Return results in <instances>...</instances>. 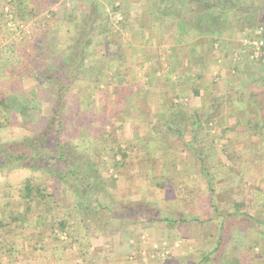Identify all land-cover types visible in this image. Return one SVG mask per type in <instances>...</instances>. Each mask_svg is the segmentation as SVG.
<instances>
[{
    "label": "rangeland",
    "instance_id": "374dc122",
    "mask_svg": "<svg viewBox=\"0 0 264 264\" xmlns=\"http://www.w3.org/2000/svg\"><path fill=\"white\" fill-rule=\"evenodd\" d=\"M9 1L0 0V6H4L5 12L4 17H0V81L5 79L6 83H11L10 86H2V89L12 88L13 90V87L17 88V91L31 89L33 96L41 95L46 82L41 84L35 77L24 74L23 78H20V75L15 76L12 73L11 66L20 59L18 50L21 51L35 40V31L32 28L35 25V18L33 17L27 24L22 22L17 24L18 20L15 19ZM246 1L247 3L256 2V0ZM26 2L30 5L31 0H26ZM130 3H132L130 0H73L77 9V20L61 26L60 17H57L56 21L51 23L54 35H50L48 40L51 49L58 50V53L62 54H58L55 57L58 61L53 63L56 69H61L60 65L70 64L71 59L68 58L71 53L77 55V50L73 48L75 37L81 36L90 43L94 39H99L98 36L93 37L98 34L99 30L94 26H89V11L94 12V19L97 20L95 24H107V28L111 29L109 36L117 39V44L112 42L108 46L101 44L96 47L88 44L81 49L85 59L83 68L77 70L76 74L79 79L69 90L75 95V101L71 102L76 114L68 112L67 117L68 120H75L76 115L79 114L78 107H81L86 115H89L90 109L101 112L104 103L108 100L106 116L113 120L117 119L120 142L123 146L133 147V150L129 148L128 159L120 170L110 168L108 171L104 168L105 173L103 172L101 183L98 186L102 192L97 195L94 192L93 194L88 192L85 195L86 202L89 197L91 200L95 197H103L107 201H110L112 195L120 197V201L130 203L134 207H124L122 213L124 211L126 213L128 211L129 214L133 213L132 217L135 220L130 224L111 223L112 218L109 219V216L111 217L112 212L97 207L102 222L94 224L87 217L88 210L83 209L85 218L79 215L82 211L77 210L79 214L76 212L75 207L79 201L77 186L66 187L63 181L57 190V201L53 202L50 197L46 200L45 206L40 200L33 204L28 200L35 214H30L28 218L30 220L24 222L25 227L32 228V223H36L37 214H43L39 229L29 230L30 235L38 233L44 244L42 246L39 243L35 244L37 241L34 240L32 246L40 247L35 252L44 256L43 264H56L54 259L63 260L66 264H246L251 258L254 264H264V139L262 135L252 134L249 129H243V126H240L222 137L219 123L215 124L218 118L208 124V128L201 131L200 138L209 147L205 158L211 169L210 184L208 177L199 171L200 166L197 159L194 161L193 157L189 158L185 143H179L177 135L167 131L169 126L159 127L156 124L157 113L169 111L165 108L172 103L171 98L172 100L180 98L181 96L178 95H184L186 100L196 97L193 87L203 85L202 82L206 84V88L209 87L219 92L218 87L221 91L227 90L226 88L230 86L229 82L236 89H246L252 83L249 81L252 75L264 77L260 68L264 66V62L251 56L252 48L249 45L250 41L264 39V30L237 31L235 29L234 41L229 40L226 43L222 38L220 42L218 40L214 42L213 37H209L206 42L207 51L202 52V55L215 58L214 66H209L208 69L206 67V73H201L202 79L195 71H190L191 80L185 81L180 78L177 82L182 86V90L178 94L179 91L173 90L171 85L176 81L179 72L171 69V63H167L165 50L161 51L160 59L154 60L155 47L152 46V40L146 39L143 43L141 39H137L139 34L137 29L134 30V37L129 35V31L133 30L131 21L125 29L119 26L118 21L121 15L116 7L120 5L128 7ZM57 7L58 5H55L52 9H57ZM50 8L48 7V10ZM48 10H45L44 14L46 13L49 17ZM43 17L41 13L38 21L40 22ZM2 21L6 23V26L2 24ZM68 29L69 32H67ZM118 30L121 32L120 37L117 36ZM90 36L93 37L92 40L88 38ZM161 40L166 42L165 38ZM10 44L14 45V52H11ZM108 49L109 53H107ZM121 50L126 56L125 62L119 59ZM90 52L94 54V59H90ZM51 59L54 57L51 56ZM97 59H102L103 63H98ZM5 61L10 62L6 64ZM65 69L62 68L60 76L58 74L60 80L64 77ZM16 77L19 79L16 80ZM262 80L264 85V78ZM120 82L122 85L126 83L133 92L127 96V103L124 105L118 104L120 94L117 86ZM96 85L98 87L94 88ZM202 93L205 97L202 98L200 104L207 105L210 102L209 92ZM8 97V100L11 98L13 101L12 94ZM27 97L30 98L28 95ZM81 101H87V103L80 104ZM191 103L185 106L188 112L194 111L193 109H203L200 105L197 106L198 102L192 100ZM48 106L49 110L46 114ZM52 106L53 103L43 100L40 105L42 111L38 114H30L24 119L26 126L35 129L45 126L48 117L51 116ZM25 112L29 114L27 110ZM228 113L229 110L227 111L229 123H236L238 118L235 115L231 117ZM45 115H48L47 119L44 118ZM183 117L185 121L182 126L184 131H187L188 141L191 129L188 122L190 119ZM239 120L244 119L239 117ZM70 122L68 129H63L61 139L69 136L70 131L71 136L66 143L70 144L71 148H80L83 144L79 145L77 133H82V136L88 138L89 129L80 128L83 122ZM107 130L111 131V129ZM26 132L28 133L22 124L9 125L3 120L2 128H0V144L20 141L25 137ZM93 140L98 143L96 139ZM211 145L216 148L214 153L210 148ZM227 152L232 154L233 160L226 155ZM75 159L81 164L83 172L88 171L85 174V178L87 177L85 185L87 186L89 176L92 173L95 175L97 170L92 165H90L92 168L89 167V157H84L79 153ZM107 159L108 157L104 156V160ZM81 160H85L84 165ZM191 165H195L193 169H190L193 167ZM156 174L166 175L172 180L167 182L165 188H160L157 186L155 178L158 176ZM29 175L37 176V183L41 186L46 187L52 182L50 176L46 174L42 176L38 170L24 168L11 170L8 175L0 176V181L3 178V180H8V185H10V187L5 184L0 185V195H3L0 200L8 197L17 199L21 192L20 188L23 186L22 183ZM212 195L216 199L215 205L220 208V214L226 215L234 211L238 203L240 211L260 219L263 225L249 221L250 218L247 217L240 218V220L234 217L235 219H232L226 231L229 240L224 241V244L219 247L218 254L213 253L205 257L207 255L202 252L213 250L216 247L219 233L216 228L222 217L221 215L216 222L209 221L210 216L215 214V209L211 206ZM142 200L155 203L156 211L168 215L172 220H178L185 215L189 221L185 223L147 221L143 215L147 211L146 207L136 204ZM13 204V207L16 206L19 211L24 209V206L20 204L19 207L18 204ZM64 216L69 217L71 236L66 233V230L64 233L58 231L59 238H57L54 235L55 232H52V226L57 225L58 218ZM15 225V222H10L8 225L5 223V228L0 230V239L11 240L12 236L18 233V230L14 228ZM21 225L24 228V224ZM19 231H22L20 233L27 232L22 229ZM127 231L129 234L126 235V239L122 238V234H126ZM124 240L126 242L123 243ZM241 240L244 242L242 243ZM3 249L5 248H0V258L2 255H8V251ZM57 264H59L58 261Z\"/></svg>",
    "mask_w": 264,
    "mask_h": 264
},
{
    "label": "trees",
    "instance_id": "16d2710c",
    "mask_svg": "<svg viewBox=\"0 0 264 264\" xmlns=\"http://www.w3.org/2000/svg\"><path fill=\"white\" fill-rule=\"evenodd\" d=\"M9 4H11V9L14 11L15 19L18 20L17 24H20V22L27 24V22L33 19V17L35 18V25L32 26L35 31V40L32 44H27L21 51L18 50L20 53V59L19 61H16L13 66L10 65L12 67V73L15 74V76L20 75V78H23L24 74L35 77L41 84L42 82L43 84L46 82V85H44L45 87H43L41 95L38 94L33 96V90L31 89H27L26 91H17V88L15 87H13V90H11L12 88L2 89V86H10L11 83H6L5 79L0 81V128H2L4 120L5 123L9 125L22 124L28 131V133L26 132L25 137L20 141L0 144V176H6L11 170L17 168H24L38 170L42 176L45 174L50 176L52 182L47 184L46 187L41 186L37 183V176L29 175L22 183L23 186L20 188L21 192L17 199L14 200L9 197L7 198L6 196L5 198L7 199L0 200V230L5 228V223L8 225L10 222H15L16 225L14 228L18 230V233H15L16 235H13L12 237H15V239L22 238L23 233H20L22 231H19L22 229L21 224L30 220L28 218H30L29 216L31 213L35 214V211L32 210V207L29 206L31 204L29 203L33 204L37 200H40L45 205L46 200L50 197L53 199V202L57 201V190H59V184H62L63 181L66 187L77 186L76 190L79 195V201L77 202L78 204H76L75 209L76 212L77 210L80 212L82 211L80 214L77 212L79 215L85 214L83 209H86L89 211V215L86 216L89 217L94 224H99L102 222V219L101 214L96 208L100 207L112 212L111 217L109 216V219L112 218L111 223H117L120 225L126 223L130 224L135 220L132 217L133 213L129 214L128 211L127 213L126 211L122 213V208L132 207L130 203L126 204V202L119 200L120 197L117 198L114 195L110 197V201H107L103 197H95L92 200L89 197V200L86 202L87 198L85 197L88 192L89 194H93L94 192L96 195L99 192H102L98 186L101 183L103 172L105 173L104 168L108 171L110 168L120 170L129 156L130 146H123L119 140L120 136L117 130L119 127L116 125L117 119L113 120V118L111 119L106 116L109 103L108 100L104 103L101 112L90 109L91 112L89 115H86L81 107H78L77 111L79 114L76 115L77 117L75 120H68L69 118L67 117L68 112H73L74 115L76 114L73 103L71 102L72 100L75 101V95L70 93L69 90L72 88L74 82L79 79L76 74L77 70L83 68V60L85 59L84 53H82L81 49L88 44H92L94 47L101 44L108 46L112 42L117 44V39L109 36V31H111V29H108L109 27L107 28V24H95L96 19H94V12L89 11V26H94L99 30L97 32L98 34L93 36H98L99 39L92 40L93 37L90 36L88 37L92 40L90 43L86 41L87 39L82 38L81 36H77V38L75 37L73 48L77 50V55L71 53L68 58L69 60L71 59V62H69L70 64H62V66L60 65L61 69H56L53 63L58 61V58L55 59V57L59 53L58 50L51 49L50 41L48 40L50 35H54L51 23H53V21L55 22L57 17H60L61 26L64 23L68 24L69 22L77 20V9L73 4V0H31L30 5L26 0H10ZM55 5H58L57 9H52ZM48 7L51 8L48 10ZM117 9L120 11L119 13L121 15L118 24L121 28L125 29L131 19L130 14L127 7L122 5L118 8L116 7V10ZM45 10H48V13H50L49 17L46 13L44 14ZM157 11L159 14L175 12L180 22L187 25V27L196 28L202 32L213 35L215 33L219 36L214 37L212 41L218 40L220 42L221 35L227 29H236L237 31H243L245 29L264 30V0H256V2L249 3H247L246 0H157ZM41 13L44 17L40 19L39 22L38 18ZM4 15V6H0V17H4ZM2 24L6 26V23L3 21ZM67 32H69V29ZM117 32V36L120 37V30ZM9 48L12 50L11 52H14L13 44H10ZM107 53H109V49L107 50ZM51 56L54 57V59H51ZM89 56L90 59H94L93 53L90 52ZM125 57L124 51L121 50L119 56L121 62H125ZM189 57L193 66L199 64L205 58L204 55H202V52L193 53L189 55ZM96 61H98V63H103L102 59H97ZM9 62L5 61L6 64H9ZM62 68L66 69L63 72L64 77L61 81L58 74L60 76ZM2 74L3 73H1V75ZM254 76L255 84L251 83L246 89H236L232 87L233 84L229 82L230 86L226 88L227 90L221 91L218 87L219 92H217L209 87L206 88V84L202 82L201 84L203 85L193 87V93L195 95L201 94V88L205 92H209L210 104L208 103L205 105L203 109H193L194 111L188 112V108H185L183 103H177L175 105L172 103L169 107H166V110L169 111L157 113L156 124L159 127L169 126L167 131L176 134L179 143H185L187 147L186 149H188L189 158L193 157L194 161L197 159L200 166L199 171L201 174L208 177L210 184L212 181L211 169L205 158V155L207 156L208 154L207 150L209 147L204 144L200 138L201 131L207 129L208 124L218 118V120L215 121V124L219 123L218 126L222 129L221 136L224 137L227 132H232L243 123L242 120H238L233 124L229 123L227 120V111L234 108L235 105H245L251 116L243 124L247 126L250 133L262 135L264 139V99H262V96H264V85L262 84L263 77L261 75ZM17 78L18 77H16V80ZM119 78L120 76L118 77V81L120 80ZM178 78L180 79L182 77H177L176 81L179 80ZM118 84L117 87L120 94V97H118V99H120L118 104L124 105L127 103V96L129 94L131 95L133 92L126 83L122 85V82H120ZM107 86L109 87V83H107ZM95 87L97 88L98 85L94 86V88ZM9 94L13 95V101H11V98L8 100ZM27 95L30 98H28ZM30 95H32V97ZM43 100L53 103L50 113L51 116H44L46 119L48 117V120L42 128L35 129L27 127L24 123V119L28 118L30 114L40 113L42 111L40 105H42ZM86 103L87 101L80 102V104ZM26 110L29 114L25 112ZM46 110V114H48L49 106L46 107ZM183 116L190 119L188 122L191 129L189 130L190 139L188 141L186 139L187 131H184L182 126V123L185 121ZM70 121H77L78 123L79 121L83 122L80 125V128L89 129L88 138L82 136V133H77L79 137V145L83 144L80 148H71L70 144L66 143V140L69 141L71 136L70 131L68 132L69 136L67 135L66 138L61 139L63 129H68L67 127L68 124L71 123ZM75 125L77 124L75 123ZM174 126L176 127L174 128ZM107 129H111V131H108ZM93 139H96L98 143H95ZM200 146H202V148H200ZM210 148L214 153L216 150L214 145H211ZM131 149L133 150V147H131L130 150ZM79 153L84 157H89V161L92 163L89 162V167L92 165L94 169L97 170L95 175L92 173L89 176V184H87V186L85 185L87 178H85V174L88 171L83 172V168L80 166L81 164L75 159ZM226 155L233 160L230 152H227ZM104 156H107L108 159L104 160ZM81 163L84 165L85 160H81ZM191 166L193 167L190 169H193L195 165ZM89 167H87V169L90 172ZM157 176L158 177L155 179L157 181V186H160V188H165L167 182L172 180L166 175L158 174ZM0 183V185L5 184L10 187V185H8V180H3V178ZM185 187L189 186L185 185ZM0 197H3V195H0ZM211 198V206L214 207L215 214L210 216L209 221L216 222L221 215L222 217L220 218L221 220L218 221V227L216 228L219 231L216 247L213 248V250L202 252V254L207 255L205 257H209L213 253L218 254L219 247L224 244V241L229 240L227 239L228 235L226 234V231L229 229V223L232 222V219H235L234 217L239 220L240 218L247 217L248 219L250 218L249 221L252 220L254 223L263 225V222L260 219L251 216L247 212L240 211L238 203V206L234 211L226 213V215L220 214V208L214 203L216 202V199L213 195ZM28 200H30L29 203ZM147 201L148 200H142V202L136 203L142 204L146 207L147 211L144 212L143 215L147 221H162L165 223H185L189 221V218L185 217V215L181 216L178 220H172L168 215L156 211L157 208H155V203L153 204ZM13 203L18 204V207L20 205L24 206V209L22 208V210L19 211L16 206L12 208L14 205ZM118 204L119 206L121 205V208ZM132 205L134 206L133 203ZM83 216V218H85V215ZM195 218L197 219L198 217ZM204 219H206V217ZM42 220L43 214H37V219L35 220L36 225H39ZM197 220H199V218ZM69 227V217H59L58 224H53L52 226V232H55L54 235L57 236V238H59L58 231L64 233L65 230L67 231L66 233L71 236ZM15 229H13V231ZM128 232L129 231H127L126 234H122V238L126 239V235L128 236L129 234ZM128 240L129 237L127 241ZM241 241L242 243L244 242V240ZM124 242L126 241L124 240L123 243ZM6 244L1 248H5ZM5 251L9 252L10 249H6ZM249 261L250 262L246 264H254L252 258Z\"/></svg>",
    "mask_w": 264,
    "mask_h": 264
},
{
    "label": "crops",
    "instance_id": "0c3cea01",
    "mask_svg": "<svg viewBox=\"0 0 264 264\" xmlns=\"http://www.w3.org/2000/svg\"><path fill=\"white\" fill-rule=\"evenodd\" d=\"M130 1L132 3H130V5L128 4L127 10L131 17L130 21L132 22L133 30L129 31V35L131 34L132 37H134L135 36L134 30L137 29L139 32L137 39H141L143 43L145 42L146 39L152 40V46L155 47V51H153L154 60L160 59L161 51L165 50L166 53L165 56L167 57L166 61L168 60L167 63H171V69H176V71L179 72L178 77L179 76L182 78L184 77L185 81L192 79V77H190V71L197 72V74L202 79L201 73H206L205 72L206 67L208 69L209 66L211 67L214 66L216 60L214 61L215 58H213L212 56L211 57L205 56L206 58L205 61L203 59V62H200L199 64L193 66L189 55L200 52L205 53V51H207L206 49L207 39L209 37H213V38L219 37L218 35H216L215 33L214 35L210 33H205L196 28L187 27V25L182 24L180 22L175 12H168L167 14H159L157 11V0H130ZM235 33L236 32L234 31V29H227L223 32L220 38L224 40L223 41L224 43L229 42V40L231 42L234 41L236 35ZM162 38H165L166 42L162 41L161 40ZM260 68L262 69L264 74V66ZM181 70L182 72H180ZM249 81L254 83L253 75L249 78ZM179 84L180 83L175 81L171 85V87L173 86V90L179 91L178 94H180L181 92L180 90H182V86H180ZM201 92H204L202 88H201ZM188 94L189 93H187V95ZM178 96L181 97L174 98V100H172L171 98L172 103L175 102L173 103V105L177 103H183L185 106H189L188 104H190L192 100L198 102L197 106L200 105L201 107H204L205 105V103L200 104L202 98L205 97L204 93L199 94L196 97H192L189 100L188 99L186 100L185 99L186 97L184 95H178ZM262 99H264V96H262ZM249 113L250 112L247 110L245 105L242 106L235 105L234 108L229 110L228 114L231 117L232 115H235V117L238 118V120L239 117L240 119L243 118L244 119L243 123H245V121H247L248 118L251 116ZM243 123L241 125L243 126V129H248L247 126L244 125ZM23 224H24V228H22V230H27L26 233L22 234L24 237L16 238V239L13 237L11 240H4L2 238L0 239V248L7 243L5 245V249L3 250L5 251L6 249H10L7 256L2 255V258H0V264L1 263L43 264L44 256L35 252L36 250H39L40 247L37 245H36L37 247L32 246L34 240L37 241L35 244L39 243V245L42 246L43 244L42 239L38 235V233L37 235L36 233L35 234L32 233L30 235V231H29L30 229H32L33 231L39 229V225H36V223H32V228H31L27 226L25 227V223ZM37 236L38 238H36ZM24 251H28L30 253H25ZM45 256H47V254H45ZM54 261H55L54 263L56 264L57 261L59 262V264H64V263L66 264V262H64L63 260L59 261L54 259Z\"/></svg>",
    "mask_w": 264,
    "mask_h": 264
},
{
    "label": "built area",
    "instance_id": "2783aa9c",
    "mask_svg": "<svg viewBox=\"0 0 264 264\" xmlns=\"http://www.w3.org/2000/svg\"><path fill=\"white\" fill-rule=\"evenodd\" d=\"M249 45L252 48L251 56L264 62V39H255Z\"/></svg>",
    "mask_w": 264,
    "mask_h": 264
}]
</instances>
